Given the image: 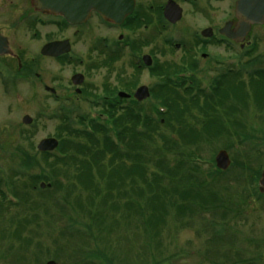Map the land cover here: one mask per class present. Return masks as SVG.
I'll return each instance as SVG.
<instances>
[{"label":"rangeland","instance_id":"1","mask_svg":"<svg viewBox=\"0 0 264 264\" xmlns=\"http://www.w3.org/2000/svg\"><path fill=\"white\" fill-rule=\"evenodd\" d=\"M196 17L186 16L189 30L204 25ZM154 23L150 30L130 34L136 38L134 48H120L113 54L87 47L89 39L78 38L77 57L70 65L41 60L38 51H13L22 56L25 65L17 73L16 64L7 59L10 74L0 76V264H80V257L84 259L83 255L92 250L98 256L102 252L111 257L112 264H264V197L250 195L251 172L261 171L264 165V91L254 89L261 79L244 74L236 78L233 72L224 79L223 93L218 97L222 98L221 105L217 107L219 102L215 105L201 96L190 102L188 93L169 86L164 91L157 89L166 75L184 70V64L188 65L185 59L193 54L197 58L189 67L194 72L184 75L207 91L218 74L227 70L215 68L210 61L214 55L228 54L209 48L207 53L212 58L203 60L198 50L174 51L164 45V40L175 36L172 39L178 41L181 28L155 35ZM96 34L100 38L103 31L92 33L93 37ZM15 37L19 42L20 35L14 34L12 39ZM144 54L152 57L153 71L136 69L135 61ZM32 57L36 60H30ZM76 73L84 76L79 96L70 84ZM140 86L152 90L140 109L149 115L154 106L167 99L172 104L167 116L170 122L143 139L131 138L132 123H124L125 142L132 147L125 157L119 159L106 151L100 136L96 137L98 144H93L61 133L65 128L58 115L61 109L69 115L93 117L95 103L100 105L102 97L114 98L118 91L131 93ZM44 87L54 88L58 98L46 94ZM25 116L32 120L30 126L22 124ZM59 135L69 147L65 160L38 154L36 146L41 140H60ZM220 151L226 152L231 163L227 173L215 179L208 177L199 187L196 184L200 181L193 179L190 188H198L195 190L201 197L178 198L176 194H183L188 186L180 156H197L205 178ZM24 163L32 166L26 169ZM109 167L123 172L118 176L112 172L109 178ZM42 169L53 173L52 180L31 178ZM98 170L104 175L99 177ZM137 170L153 189L156 178L168 191L167 199L155 203L158 211L152 213L151 222L154 233L141 228L136 203L132 201V209L127 205L132 189L143 188ZM39 183L50 186L40 190ZM256 187L257 183L253 185ZM194 189L192 193L199 195ZM142 190L149 196L147 189ZM134 198L138 205H146ZM182 205L190 210L178 212ZM159 206L165 210L162 224L155 223L163 215ZM78 223L89 230L74 233ZM209 224H218L216 239Z\"/></svg>","mask_w":264,"mask_h":264},{"label":"flooded vegetation","instance_id":"2","mask_svg":"<svg viewBox=\"0 0 264 264\" xmlns=\"http://www.w3.org/2000/svg\"><path fill=\"white\" fill-rule=\"evenodd\" d=\"M48 1L0 0V35L6 40L10 51V54L0 56L1 77L10 74L7 59L16 64L17 73L25 66L24 63L22 65V56L13 51H38L41 60L70 65L77 57L75 49L78 38H88L87 47H99L113 54L120 48H134L136 38H132L130 34L150 30L152 21L155 22V35H160L169 28H181L178 41L172 39L175 36L164 40V45L174 51L182 48L183 51L192 53L198 50L199 57L203 60L210 59L211 56L207 53L209 48L228 54L214 55L210 62L215 68L264 66V0H249L246 15L238 10L239 0H70V21L63 14L52 10V4ZM165 11L168 12L167 15ZM176 15L179 18L173 21ZM187 15H191L193 19L200 16L196 18L204 25L189 30L185 19ZM183 21L186 26L182 25ZM98 31H103V35L100 38L97 34L93 37L92 33ZM17 33L20 35L19 42L17 37L12 39ZM49 45L53 47L51 54L42 55L43 48ZM187 45L189 49H186ZM144 56L149 61H143ZM196 58L197 55L191 54L185 59L188 65L184 64V73L193 74L194 70L189 66L194 64ZM34 59L32 57L30 60L35 61ZM146 62L154 65L152 57L144 54L135 61L136 69L151 71L146 67ZM76 75L82 76L80 73L74 74L70 78V84L74 88V94L79 96L83 93L81 85L84 76L81 84L75 86L72 78ZM44 92L53 99L58 98L54 88L44 87ZM120 92L122 91H118L114 98L102 97L100 105L95 103L96 113H103L108 102L121 111L125 107L124 101L135 103L132 99L135 91L123 92L130 95L127 100L117 99Z\"/></svg>","mask_w":264,"mask_h":264},{"label":"trees","instance_id":"3","mask_svg":"<svg viewBox=\"0 0 264 264\" xmlns=\"http://www.w3.org/2000/svg\"><path fill=\"white\" fill-rule=\"evenodd\" d=\"M230 74L233 73H229V72H225L224 74L220 75L218 78H216L212 83L210 88L206 91V90H198V88L195 86V88L189 87L188 90H184L183 93H188L189 98L188 100L190 102H196L199 99V96H201L205 101H214L215 105L217 102H219L216 107L218 105H221L220 101L222 100V98H218L219 95H221L222 92V88L224 86V79H226L228 76H230ZM246 75V76H251L254 79H261V81H259L260 83H257V85L254 87L255 90H257V87L260 88L264 91V68H250V67H240L237 69V71L234 72V77L238 78L239 75ZM187 83H173L168 79H165L163 86L159 87L158 89H160L161 91H164L163 88H165V86H169L172 89H176V88H181L184 85H186ZM195 84L194 82L192 83ZM195 90V92H194ZM162 93V92H161ZM194 93V94H193ZM264 93V92H263ZM163 98V97H162ZM160 108H154L152 110V112L147 115L143 112V110L139 111V114L132 112L131 110L127 109L124 112H121L122 114H118L119 112L116 109H113V107H111L110 105L108 107H106L104 109V112L102 113L105 120H99L98 118H96L95 120H89L87 117H83V116H78L76 118L77 120V125L79 126L78 128H75L74 122L72 120V117L68 114H60V119L61 121L64 123L65 128L63 129V131L61 132L62 134H65V136L67 137H74V139H78V140H87L89 143L92 142L93 144L96 143V137L100 136L101 140H102V144L105 148L106 151H108L111 155L117 157V158H121V157H125V155H127L131 150L132 147L129 146L126 142H125V131L122 128V125L125 123H132V130L130 133L131 138L135 139H143L145 137H148V134H152L154 132H157L159 129V127H166L169 124V120L167 116L170 115V112H172V104H170L168 102L167 99H164L162 102H160L159 104ZM160 109H163L164 111H160ZM160 120H162L163 122L161 123ZM138 126V130L134 127ZM150 134V136H151ZM58 139H60V144H59V148L57 150V154H53V155H42L46 158H51L54 159L56 161H63L67 158L68 154V150L69 147H67V142L63 139V137H61V135L57 136ZM146 141V140H145ZM98 144V143H96ZM139 149V148H138ZM85 152V151H84ZM60 155L59 158L57 155ZM62 155V156H61ZM96 157H100L99 153H95ZM94 155V156H95ZM139 160L142 159V155L138 156ZM63 159V160H62ZM196 159H199L197 156H195L193 153L189 154L187 156L182 155L180 156V164L181 167H183L184 170V174L187 176L186 178V182H188L185 185L186 190H184V193H177V197L181 198L183 200L187 199V198H191V199H195L198 197H201V195L199 194V191H196L195 189L198 188H190L192 183V180L194 179L199 180L200 182H197V187L199 186H203L208 177H211L212 179L215 178H219L222 175H225L227 172L222 173L219 172L217 170L214 169L213 166H210V168L207 169L206 173H205V178H202L203 176L200 173V169L198 167V162ZM99 161V160H98ZM26 162V161H24ZM141 164V163H140ZM139 164V165H140ZM95 166H98L97 163H94ZM27 166L26 169L29 168V166H32L31 164H22V167ZM108 166H111L108 164ZM21 167V168H22ZM113 167V166H112ZM112 167H109V169L111 170L109 172V178L112 174V172H116L117 176L119 174H121L120 172H123V169L115 167L114 169ZM136 169H133L132 174L134 173ZM138 171V177L139 180L141 181V184L143 186L142 189H147L148 195L144 194V190L139 189L136 192H133V189L131 191V193H129L128 197V203L127 205L130 206L129 208L132 209L131 203L132 201H134L136 203V210H138L139 208V212H138V216L141 218V228H143L145 231L144 232H150L152 230V228L154 226H152L151 222H154L153 217L155 215H153L152 213L154 211H158V205L155 204L156 202H158L160 199H167L168 198V191L165 189L164 185H160V183L158 182V180H156V178L153 179V182L155 184V189H153L152 184L148 182V179L146 178V176L143 174V172H141L140 170ZM97 174L99 177L103 176L104 174L101 173V171H97ZM259 174H260V168H258L255 172H251V177H250V183H251V194L253 196H256L258 198H260L261 196H259L256 192V189L253 188V185L257 182L258 178H259ZM53 173L49 172V174L44 170H40L39 174L37 175H32L31 178L33 180H38V181H45L48 182L49 178L51 179L50 176H52ZM54 176V175H53ZM115 176V177H117ZM130 176H132L130 174ZM52 180V179H51ZM56 185V184H55ZM52 186V185H51ZM133 188V187H132ZM198 193L199 195H194L192 192ZM175 190V189H173ZM171 189V191H173ZM183 190V189H182ZM177 192V191H175ZM132 195V196H131ZM139 198L141 200V202L143 201L144 203H146V205L140 206L138 205L136 199L134 198V196ZM204 201H206L207 199H202ZM203 202V201H202ZM143 204V203H142ZM163 208V206H162ZM164 208L166 209L165 205ZM178 212L181 211L184 212L186 210L189 211L190 208L188 206L182 205L177 207ZM159 210L161 212L162 216H158V218L156 219L155 223H161L164 222L165 220V210L161 209V207L159 206ZM199 210V209H198ZM134 211V210H133ZM143 214H145L143 216ZM180 215V213H178ZM153 223V224H155ZM79 224V225H78ZM78 227L79 228H75L74 233H78V234H83L85 232H87V230H89V228L83 224L78 223ZM216 226H218V224H209L208 227H211V235L213 237V239H216V237L219 235V229L217 230ZM154 233V232H153ZM85 258L83 259L82 257H80V264H112V258L109 256H106L105 254H103L102 252H99V256L96 254L95 250L91 251V254H89L88 256H86V254L83 255Z\"/></svg>","mask_w":264,"mask_h":264},{"label":"water","instance_id":"4","mask_svg":"<svg viewBox=\"0 0 264 264\" xmlns=\"http://www.w3.org/2000/svg\"><path fill=\"white\" fill-rule=\"evenodd\" d=\"M248 2H249V0H239V2L237 4L238 10H240V12H243L244 15H246ZM48 3L52 4V10H55L58 13L63 14L64 17L68 21H70V19H69L70 0H49ZM60 6H62V8H59ZM168 9H170V7ZM166 12L167 11H165V14H166ZM178 18H179L178 15H176V17L173 18V21L178 20ZM51 51H53V47H52V45H49V46H46L43 48V50L41 51V54L47 56V55L51 54ZM59 51H61V50H58V52ZM7 54H10L7 42L0 35V56L7 55ZM142 59H143V61H149V58L147 56H144ZM146 64L150 65L149 62H146ZM81 82H82V76H80V75H76L72 78V83L75 86L81 84ZM118 96H119V98H126L127 97L123 93H120ZM133 97L138 102L146 100L149 97L148 89L145 87L138 88L135 91ZM31 122H32V120L28 116H25L22 119V124H24L26 126L30 125ZM57 146H58V142L55 139H44L38 143L36 149L40 153L53 152L57 148ZM214 162H215V167L220 171H226L230 165V160H229L226 152H224V151H220L219 153H217V155L215 156ZM40 188L43 189L44 184H40ZM258 192L260 194H264V165H263L262 172L260 175V179L258 182ZM48 264H54V263L50 262Z\"/></svg>","mask_w":264,"mask_h":264}]
</instances>
